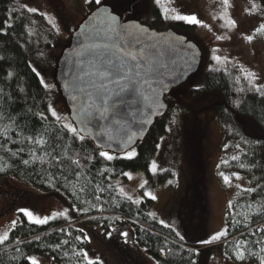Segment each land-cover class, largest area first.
Returning <instances> with one entry per match:
<instances>
[{"label": "snow or ice", "instance_id": "6c2138e0", "mask_svg": "<svg viewBox=\"0 0 264 264\" xmlns=\"http://www.w3.org/2000/svg\"><path fill=\"white\" fill-rule=\"evenodd\" d=\"M146 0H83V4L93 5V10L90 14L89 22L86 26L79 28L80 36L77 37V46L74 50L72 61L67 65V74L63 87L68 91L71 98V109L68 114H59L52 104H46L45 110L33 115L39 116L42 121H49V127L54 131H49V128H43L38 134L34 132L31 136L23 135L26 127L18 125L20 131L12 129V133L18 136V139H13L9 134L11 126L5 127L0 131V137H3L7 142L18 145L15 151L8 149L12 156L19 157L20 162L24 165L35 164H55L60 165L58 169L63 175V161H67L69 166H74V174L79 176L84 173L85 168L89 163L96 160L97 157L103 158L106 161H114L118 158L133 160L138 157V145L136 144L137 137H143L146 127L152 122L154 116H163L165 112L168 113L167 133H173L174 128H179L183 124L186 111L191 109L195 112L198 106L202 105L207 99L208 89L210 85L206 83H199L195 85L191 92L196 93L195 96L187 94L181 105L175 104L169 106L161 99L162 96L172 86H180L186 79L193 76L197 70L200 62V53L196 45L186 41L183 36L175 34L168 37H162L156 30L145 22L140 20V16L144 15L143 6ZM149 2L157 8L161 14V19L165 22H184L190 25H202L203 22L198 19L194 13L188 14L183 11H177L176 6H165V0H149ZM168 5L173 4V0H167ZM222 4H228V0H222ZM252 8H257L264 12V6H259L253 2ZM32 14V15H25ZM33 16L42 18L46 25L47 32L55 31L59 34L60 29L57 26L56 19L53 15L38 7L29 6L25 3L20 8H13L7 11L6 17L0 21V38L11 37L15 35V29L20 28V34L25 40V44L33 46V54L37 60H46V53L41 49L40 44L43 40L41 33L44 31L43 26L37 28V20ZM235 24V21H232ZM207 26V25H203ZM11 30V31H10ZM76 31V29H73ZM257 33H264V23L255 29ZM217 39L223 40V36H218ZM246 39L252 42L253 35H247ZM45 47H54L48 42ZM218 53L219 49L213 50ZM179 54L180 62L174 58ZM228 62V57H221L218 54L212 55V60L216 61V65L210 69L212 72L222 71L218 67L221 60ZM8 63L4 56H0V73H3V78L0 83L5 84L10 92H5L0 88V101L7 103L12 97L19 96V94L29 95L26 93L24 87L19 84V77L13 81L15 73L7 71L4 67ZM67 63V62H66ZM28 66L30 71L37 78L40 86L47 93H51L56 89V85L46 82L40 63L36 61H29ZM237 67V65H233ZM226 70V69H224ZM239 70L243 72V65H239ZM244 79L248 83V90L255 93L264 100V83H260L261 77L254 71H249L244 74ZM237 84L240 83V77L234 78ZM9 81H13L9 83ZM239 92H244L245 88L240 87ZM243 102L233 101L235 108H240ZM27 112H31L28 109ZM25 112L21 119L27 118ZM11 119V117H8ZM258 124L262 121L257 120ZM15 124L16 122L13 121ZM240 135V133H235ZM164 137H160L159 142L155 144V149L162 147ZM244 144L250 146V153L244 152L241 145L237 143L234 145L239 150V154L231 156V161H239L241 155L244 157L250 154L254 157L256 149L264 151V141L256 139L255 141H248L241 136ZM71 141V143H69ZM91 145V148H89ZM0 147H3L0 144ZM229 145H225L224 151L227 152ZM48 149H51L49 151ZM79 149V151H77ZM37 150L42 152V155L37 154ZM27 152L28 159L23 156ZM123 152V157L120 153ZM84 161V163H82ZM221 163L228 164V160H222ZM220 165H217L219 167ZM240 168H245L246 165L241 163ZM247 167L255 168L256 161L253 160ZM264 171V167L261 168ZM4 171L0 167V172ZM110 169L105 168L103 172L99 173L104 176ZM148 171L152 175H157L158 172H168L170 169L162 167L157 160L152 159L148 165ZM124 177L132 179V173L124 171L121 173ZM175 173L173 176L175 177ZM219 175L223 178L225 184H231L232 177L239 180L241 176L238 172L231 173V176L221 171ZM67 177L65 176V179ZM111 179V177H106ZM55 177H51L49 183L55 181ZM264 177L256 178V184L252 187H243L236 185L242 192L247 194L261 195L264 192V184L260 180ZM177 181L175 179L167 180L168 185H173ZM251 183V181L249 182ZM148 184L144 180L140 184V188L144 189ZM111 187V184H109ZM84 188L79 189L83 192ZM101 192L104 189H100ZM120 193L125 198L136 205H141L144 198L156 200L157 196L153 195L151 191H145L143 196L139 199H133L124 193V189H120ZM76 200L79 201V195L72 193ZM100 196H95L96 200H100ZM88 203V201H83ZM249 204L248 208H255L256 216H264V203ZM93 207H95L93 205ZM229 207H232L231 203ZM88 208H77L75 204L70 205L62 211L53 212L51 216L44 215L43 218L34 215L32 210L25 207L18 208V213L23 214L29 223L37 225L48 224L51 219L62 217L67 220H72L70 212H87ZM104 211L103 207L97 209ZM139 215V214H138ZM147 216L155 220L156 213L148 212ZM91 219V218H90ZM107 219V218H105ZM121 218L116 217L109 224L106 236L111 238L114 232H119V235L124 238V242L128 243L129 231L113 227L112 225ZM11 228L8 232L0 235V245L6 244L18 225V218L13 219ZM24 221L19 220V224L23 225ZM164 228H168L178 238L175 243L176 247L189 254L188 264H197L195 259L191 257L199 255V250L193 247H186L187 241L185 236L177 229L174 223L160 219L158 221ZM69 228H73L69 224ZM57 234L65 236H72V231L63 227L56 230ZM81 233L74 237V241H78L80 245L91 243L92 238L85 233L84 228L75 229ZM140 231L148 232V230L141 228ZM258 233L264 234V226L257 227L254 231H250V235L255 237ZM154 235V233H148ZM228 228H223L216 232L208 239H201L197 243L210 245L214 242L220 241L222 238L228 236ZM35 240H40L41 237H34ZM139 243V241H135ZM16 245L15 251L21 253L23 259L28 264H41L35 255H25L20 248L21 244L31 243V241H24L14 239ZM249 241L236 240L234 242V249L229 259L238 261H245L248 257L258 258L259 264H264V238L256 240L253 244L261 245L259 253L252 251L247 247ZM168 242L165 239V247L160 248L161 255H167L172 251L168 247ZM69 246L67 250L65 247ZM48 247L53 252L63 253L64 258L71 259L77 257V264H104V261L96 257L93 253L90 256V250L80 247L79 249L69 239H63L55 244H49ZM71 253V255H70ZM51 260L55 261L56 256H51ZM160 264V261H156Z\"/></svg>", "mask_w": 264, "mask_h": 264}, {"label": "rangeland", "instance_id": "374dc122", "mask_svg": "<svg viewBox=\"0 0 264 264\" xmlns=\"http://www.w3.org/2000/svg\"><path fill=\"white\" fill-rule=\"evenodd\" d=\"M25 3L53 15L60 29L59 34L55 31L47 32L49 26L46 22L40 17L33 16V19L37 20L36 27L43 26L44 31L41 33L43 40L40 47L47 57L46 60L40 61L33 54L34 61L40 63L46 82L56 85V89L51 92V104L59 114H68L69 108L57 78L58 60L63 50L70 44L73 29L78 28L94 6L83 4V0L13 1V5L18 8ZM213 3L222 8L223 23L218 22L214 17L210 9ZM252 4L251 0H228L226 5L222 4V0L216 2L215 0H173V4L168 5L165 0V6H176L177 11L194 13L203 22L202 25L188 24V27L184 29L173 22L167 23L165 27L187 36L202 50L199 69L169 94V106L181 105L195 85L205 82V71L214 54L221 57L227 56L228 60L239 62L243 68L256 72L264 79V39L255 32L260 25L256 8H252ZM143 12L144 15L140 16V20L150 24L154 15L153 5L149 0H146ZM232 21H235L234 25ZM247 35L254 36L252 42L246 39ZM218 36H223L224 39H217ZM48 42L54 47H45ZM214 49L220 51L215 53ZM226 134L225 125L209 103L195 112L188 109L183 124L179 128H174L173 133L163 136L162 147L153 157L162 167L172 168L173 173L176 174L174 178L168 175L165 177L166 172L158 173L155 177L159 179L164 176L165 180L159 182L156 187L148 188L146 185L144 189H141L140 184L144 180L148 181L145 171L126 170L132 173V179L120 174L113 178V182L119 191L123 188L124 193L134 199L141 198L145 191H151L157 199L149 202L148 211L156 213L155 218L158 221L164 219L174 223L186 239L189 238L191 231H194L192 234L196 241L208 239L224 228L228 203L240 189L236 185L245 187L248 183L247 178L239 174L241 179L232 177L231 184H225L219 175L222 171L221 161L231 150L229 146L227 152L224 151L227 144ZM217 165L220 166L217 167ZM231 173L233 172L226 174L231 176ZM169 179H175L177 182L168 185ZM146 199L144 198V201ZM69 206V203L51 190H41L15 176L0 177V235L9 231L10 222L18 218L17 210L20 207L32 210L34 215L43 218L44 215L51 216L53 212L62 211ZM69 214L72 219L77 216V212ZM77 226L84 228L85 233L92 238L90 244L93 253L101 258L104 264H156V261H160L135 242L132 228L126 223L117 228L129 231L128 243L124 242L119 232H114L112 237L108 238L106 236L108 229L102 223L81 221L77 223ZM202 248L206 249L197 255V264H254L251 261L236 263L230 260L224 254L223 243H214L199 249ZM37 259L41 261V264H53L44 256H39ZM160 264L163 263L160 261Z\"/></svg>", "mask_w": 264, "mask_h": 264}, {"label": "trees", "instance_id": "16d2710c", "mask_svg": "<svg viewBox=\"0 0 264 264\" xmlns=\"http://www.w3.org/2000/svg\"><path fill=\"white\" fill-rule=\"evenodd\" d=\"M13 1L14 0H0V21L5 19L9 9H18V7L13 5ZM216 1L217 0H215V2ZM251 1L255 2L258 7L264 6V0ZM210 9L215 19L223 23L224 14L222 8L216 5V3H213ZM256 11L260 25L264 23V12L259 11L257 8ZM25 15L28 14L25 13ZM153 15V20L148 25L158 30L165 29L169 22H165L161 19V14L155 6H153ZM173 23L181 29L188 27V24L184 22ZM223 26L225 27V25ZM15 33L16 34L11 37L0 38V56H4L8 61V63L4 65L7 71L15 73L13 81L16 80V77H19L18 82L20 86L24 87L26 93H29V95H14L7 103L0 101V131H3L5 127L11 126L9 134L13 136V139H18L19 137L12 133V129H16L17 132L20 131V128H17V124L26 127V131L23 132L25 136H31L34 132L38 136L43 128H49V131L54 130L49 127V122L52 120L51 117H49V121H42L39 119V116L33 115L34 113L44 111L45 105L51 104L52 96L51 93H47L42 89L37 78L30 71L28 62L34 61L32 46L30 44H25V40L20 34L18 22ZM257 34L264 39V33ZM234 61L235 60H228L226 63L224 60H221L218 67H220L222 71L217 72L210 71L213 65H216V61L212 60L210 62L209 67L205 71L204 82L210 85L207 99L202 105L198 106L197 109L209 103L210 107L217 112L220 121L226 127V140L231 150L223 157V160H228L229 163H222L221 170L225 172V174L228 172H238L247 178L248 183L245 187H252L256 184V178L264 177V171L261 170V168L264 167V151L256 149V155L254 157L251 154L247 157L241 155L239 161H231V156L239 154V150L234 147L237 143L241 145V149H243L244 152L250 153V146L243 143L241 136L248 141H255L256 139L264 141V100L248 90L249 86L244 79V74L249 72V69L243 68V72H241L239 70L240 63ZM233 65H237V67H233ZM237 76L240 77L239 84L234 80ZM2 78L3 73H0V79ZM13 81H9V83ZM259 82L264 83V79ZM240 87L245 88V91L239 92L238 89ZM0 88H3L5 92L11 91V89L3 83H0ZM169 94L166 96L167 102ZM188 94L193 96L196 95V93L191 92V90ZM233 101H242L243 103L240 108H235ZM28 109H31V112H27ZM25 112H27V118L21 119V116ZM9 116L11 119L8 118ZM167 117L168 113L158 117L144 140L137 144V151L139 152L138 157L133 160L118 158L111 162L97 157L96 160L87 165L84 173L79 176L74 174V166H69L67 161L62 162L63 175L61 171L58 170L61 167L60 165L41 164L39 162L24 165L20 162L19 157L12 156L11 153L8 152V149L15 151L18 145L11 144L3 137H0V144L3 145V147H0V167L4 169V171L0 172V177H18L22 181L41 190L53 191L65 202L69 203V205L75 204L77 208L90 209L87 212H77V216L72 220L57 217L51 219L48 224L44 225L29 223L23 214L19 213L17 228L11 232L12 238H10L6 244L0 245V264H28V262L23 259L21 253L15 251L16 245L14 239L31 241V243L20 245L21 251L25 255H35L36 257L44 256L53 264H77V257L73 256L71 259L64 258L62 252H53L48 245L55 244L63 239H69L77 249L84 247L90 250L91 256L93 250L90 243L80 245L78 241H74L75 236L81 235V233L75 231V229L79 228L77 223L81 221L102 223L103 226L108 229L109 224L116 217H120L121 219L112 226L119 227L121 224L126 223L132 228L134 240H138V244H140L147 253L160 260L163 264H188L189 254L176 247L175 243H173L178 239L175 237L174 233L171 232L170 229L160 225L157 218L153 220L147 216L149 212L148 205L151 199L147 198L141 205H136L127 200L113 182V178L119 176L126 170H144L148 177V188L156 187L159 182L165 180L164 176L157 179V177L152 175L148 171V165L157 152L155 144L159 142L160 137L167 134ZM257 120L262 121V123L258 124L256 122ZM13 121L16 123L14 124ZM237 132L240 133V135H235ZM69 143H71V141H69ZM89 148H91V145H89ZM48 150L51 151V149ZM77 151H79V149H77ZM37 154L42 155L43 153L37 150ZM120 156L123 157L122 154ZM23 158L28 159L27 152H25ZM253 160L256 161V167H247ZM82 163H84V161H82ZM241 163L246 165V167L243 169L240 168L239 165ZM105 168L110 169V171L105 173L104 176H101L99 173L103 172ZM168 169H170V171L165 173V177L167 175L173 177V169ZM53 176L56 179L50 184L49 180ZM65 176L67 177L66 179ZM106 177H111V179L109 180ZM250 181L251 183H249ZM260 183L264 184V179H261ZM109 184H111V187H109ZM81 188H84L83 192H79ZM101 188L104 189L103 192L100 191ZM74 192L79 195V201L72 195ZM199 192H201V190H199ZM95 196H100V200H96ZM83 201H88V203L85 204ZM256 202L264 203V192H262L261 195L255 193L247 194L239 189L229 201L224 226V228H228L229 234L220 241L214 242L223 243L224 254L228 253V256L233 254L235 251L234 242L236 240L249 241L247 247L259 253L261 245H255V247H253V244L256 240L264 238V234L258 233L253 237L250 235V231H254L257 227L264 226V216H256L254 214L255 208H248L249 204H256L258 207L259 204ZM230 203L232 207H229ZM93 205L95 207H93ZM101 206L104 211L97 210ZM19 220L24 221L23 225L19 224ZM69 224H72L73 228H69ZM61 227L72 231V236L57 234L56 230ZM141 228L148 230V232L140 231ZM149 232L154 233V235H149ZM192 232L194 231L189 232L188 239L185 238L187 241L186 247L196 248L199 252L204 251L206 248H199L209 245L197 243L193 238L194 235ZM37 236L41 237V239L35 240L34 237ZM165 239L168 242L167 246L171 247L172 251L167 255H161L159 249L165 247ZM68 247L69 246H66L65 250H67ZM51 256H56L57 259L53 261L50 259ZM191 258L197 260V256ZM230 260L236 263L251 261L254 264H259L258 258L254 257H248L243 262L235 260L234 258Z\"/></svg>", "mask_w": 264, "mask_h": 264}, {"label": "water", "instance_id": "95a60500", "mask_svg": "<svg viewBox=\"0 0 264 264\" xmlns=\"http://www.w3.org/2000/svg\"><path fill=\"white\" fill-rule=\"evenodd\" d=\"M92 12V11H91ZM91 12L85 17V19L80 23V25L78 26V28L76 29V31H74L72 33V36H71V41H70V44L63 50L59 60H58V67H57V78H58V81L60 83V90H61V93L62 95L64 96L65 100H66V103L68 105V108H69V111L71 109V98L69 96V93L68 91L63 87V84L65 82V77H66V74H67V65L71 63L72 61V57H73V54H74V50L77 46V37L80 36V31H79V28L81 26H86L87 23L89 22V18H90V14ZM152 29L156 30L162 37H168L170 35H177V36H183L186 41L190 42V43H193L196 45L197 49L199 50V53H200V62H199V65H198V69L200 67V64H201V60H202V50L201 48L199 47V45L194 42L193 40H190L187 36L183 35V34H180V33H177L176 31H174L173 29L169 28V29H162V30H158L156 28H153ZM177 62L179 63L180 62V56L179 54L175 55L174 57ZM67 62V63H66ZM187 80V79H186ZM185 80V81H186ZM184 81V82H185ZM183 82V83H184ZM178 86H172L169 88V90L162 96V100L164 103L168 104V102L166 101V96L172 92L173 90H175ZM167 112H165L166 114ZM164 114V115H165ZM163 115V116H164ZM160 117V116H154L152 118V122L146 127L145 129V133L143 135V137H137L136 139V144H138L139 142L143 141L144 138L146 137V135L148 134L151 126L154 124L155 120ZM123 154V152L120 153V155Z\"/></svg>", "mask_w": 264, "mask_h": 264}, {"label": "flooded vegetation", "instance_id": "af4514ba", "mask_svg": "<svg viewBox=\"0 0 264 264\" xmlns=\"http://www.w3.org/2000/svg\"><path fill=\"white\" fill-rule=\"evenodd\" d=\"M72 36V35H71Z\"/></svg>", "mask_w": 264, "mask_h": 264}]
</instances>
